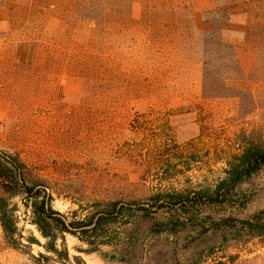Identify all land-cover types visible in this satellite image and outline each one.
I'll list each match as a JSON object with an SVG mask.
<instances>
[{
  "label": "rangeland",
  "instance_id": "obj_1",
  "mask_svg": "<svg viewBox=\"0 0 264 264\" xmlns=\"http://www.w3.org/2000/svg\"><path fill=\"white\" fill-rule=\"evenodd\" d=\"M91 1L0 0V153L67 222L98 201L133 211L102 229L108 245L57 232L56 255L17 197L21 244L0 223V264H264L243 225L264 211V169L225 201L179 198L264 148V0H109L103 33ZM206 70L231 78L224 97H204Z\"/></svg>",
  "mask_w": 264,
  "mask_h": 264
},
{
  "label": "trees",
  "instance_id": "obj_2",
  "mask_svg": "<svg viewBox=\"0 0 264 264\" xmlns=\"http://www.w3.org/2000/svg\"><path fill=\"white\" fill-rule=\"evenodd\" d=\"M108 2L109 0H92L89 7L92 20L97 23L102 33L107 22V14H105L104 10ZM223 47L230 49L224 43ZM232 55V57L236 58V54L232 53ZM230 79L211 75L206 70L204 75V97H224L222 92L227 90V82ZM263 169L264 148L254 144L245 149L236 159V162L230 164V167L225 171V177L211 193L180 195L179 198L185 204L196 201L202 194L210 202L225 201L228 196L238 192L247 180ZM17 197H21L24 206L31 209L33 215L32 223L37 227L42 237L48 240L44 248L56 255H60L57 248V232L77 236L90 245H108L109 241L103 239L108 238L109 234H107V229L104 233L102 229L111 226L120 214L123 213L126 217L130 216V212L133 211L131 207L125 209L124 205L120 206L118 201H98L93 204V211H90L83 219L67 222L53 208L54 197L49 183L34 174L18 155L3 152L0 153V223L4 239L8 245L16 249L21 244L19 241L21 236L18 233V219L15 215L17 209L16 207H11L10 202ZM130 222L134 227L139 225L136 221H127L125 224H130ZM243 225L250 236H264V211L259 215L256 214L250 219L244 220ZM30 242L36 241L32 239ZM93 250L96 251V249H91V251ZM65 255L69 258L67 250ZM40 256L46 258L42 254Z\"/></svg>",
  "mask_w": 264,
  "mask_h": 264
},
{
  "label": "crops",
  "instance_id": "obj_3",
  "mask_svg": "<svg viewBox=\"0 0 264 264\" xmlns=\"http://www.w3.org/2000/svg\"><path fill=\"white\" fill-rule=\"evenodd\" d=\"M189 1L188 0H183V1H181V3H186V4H188L189 5V3H188ZM216 8V7H215ZM214 8V9H215ZM195 18V17H194ZM26 51V48H22V47H19L18 48V53H20V55L22 56L23 55V57H24V55H26L24 52Z\"/></svg>",
  "mask_w": 264,
  "mask_h": 264
}]
</instances>
